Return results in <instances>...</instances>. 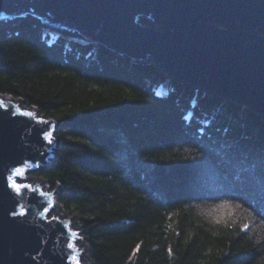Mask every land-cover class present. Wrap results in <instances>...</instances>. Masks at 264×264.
Instances as JSON below:
<instances>
[{
    "label": "trees",
    "instance_id": "1",
    "mask_svg": "<svg viewBox=\"0 0 264 264\" xmlns=\"http://www.w3.org/2000/svg\"><path fill=\"white\" fill-rule=\"evenodd\" d=\"M77 34L0 20V93L58 121L35 175L91 264H264V114Z\"/></svg>",
    "mask_w": 264,
    "mask_h": 264
},
{
    "label": "water",
    "instance_id": "2",
    "mask_svg": "<svg viewBox=\"0 0 264 264\" xmlns=\"http://www.w3.org/2000/svg\"><path fill=\"white\" fill-rule=\"evenodd\" d=\"M26 16L149 58L177 81L264 114V0H0V20ZM0 101V264H82L77 221L49 213L61 208L58 187L42 190V178L26 175L52 165L58 121L12 96Z\"/></svg>",
    "mask_w": 264,
    "mask_h": 264
},
{
    "label": "rangeland",
    "instance_id": "3",
    "mask_svg": "<svg viewBox=\"0 0 264 264\" xmlns=\"http://www.w3.org/2000/svg\"><path fill=\"white\" fill-rule=\"evenodd\" d=\"M26 17H27V16H26ZM107 49H108V48H107ZM109 50H110V49H109ZM8 97H9V96H8ZM22 106H27V105L24 104V102H22ZM32 110H33V109H32ZM33 111H34V110H33ZM37 172H38V170L35 169L34 171L26 172V175H27V176H30V177H36L37 175H35V174H36ZM27 183H29V184H31V185L34 184V182H31V180H29ZM42 190H47V191H50V192H51L53 189L51 188V185H50L49 183L44 182V181L42 180ZM56 191H57V190H56ZM57 192H58V191H57ZM57 192H56V195H57ZM56 195H55V199H56V201H58L57 198H56ZM57 204H58V202H57ZM58 205H59V204H58ZM59 206H60V205H59ZM60 207H61V206H60ZM49 213H50V216H52L53 214H54V215H58V218H61V219L64 218V215H66V217H71V216H72L71 218H69V220H70V221L75 220V221H77V223H76V222H72V223H71V225H72V228H71V229H72V230H81V226L79 225L77 218H75V216H73V215H70V214L66 213L62 207L59 208L58 206H53L52 209L49 211ZM78 234L81 235V236H83V232H82V230H81L80 232H78ZM77 244H78V245H77ZM76 245H77L78 247H84V248H86V250H84V251H80V261H81V263H82V264H91V261H90V258H89L88 246H87V244H86V241H85L84 237H83V241L77 237V243L75 244V247H76Z\"/></svg>",
    "mask_w": 264,
    "mask_h": 264
},
{
    "label": "snow or ice",
    "instance_id": "4",
    "mask_svg": "<svg viewBox=\"0 0 264 264\" xmlns=\"http://www.w3.org/2000/svg\"><path fill=\"white\" fill-rule=\"evenodd\" d=\"M0 107L7 108V105H4L3 102L0 101ZM12 114H13V115H16V112H13ZM44 123H48V122H47V121H44ZM46 135L51 136V132L46 133ZM49 143H51V141H49ZM36 166L39 167L38 164H37ZM13 171L16 172V171H18V170L14 169ZM9 180H10V181L12 180V176H11V175L9 176ZM8 186L11 187V188L15 191V193H16L17 195H21V194H22V193H21V187H20L19 184L15 183V182H12V183H10ZM25 187H31V186H30V185H26ZM42 194H43V193H42ZM47 211H48V209H44L45 216H46ZM12 215H13V216H16L17 213H16V212H13ZM19 215H24V213H23V212H20ZM53 219H57V218H56V217H53ZM216 222L219 223L220 221L217 220ZM244 227L246 228V225H244ZM73 235H75V234H73ZM68 247H69V248H72V247H73L72 243H69Z\"/></svg>",
    "mask_w": 264,
    "mask_h": 264
}]
</instances>
